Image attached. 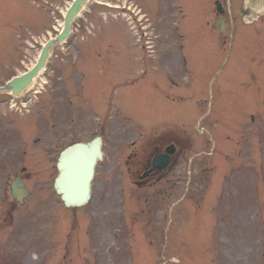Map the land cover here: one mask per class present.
<instances>
[{
	"label": "rangeland",
	"instance_id": "obj_1",
	"mask_svg": "<svg viewBox=\"0 0 264 264\" xmlns=\"http://www.w3.org/2000/svg\"><path fill=\"white\" fill-rule=\"evenodd\" d=\"M61 1L49 0L51 5H46L43 0H38L40 5H37L32 0H0L1 20L5 22L0 36L2 44H5L0 48V60L16 58V32L9 22L18 23L23 28L33 27L40 33L51 27L50 9ZM220 1H230L235 16L230 14V31L226 34V43H223L222 34L213 32V43H198L197 51L190 48L188 52L191 58L186 68L188 71L181 74L179 82L183 89L190 87L188 92H193L196 96L194 101L184 102V109L178 113V119L185 122L187 129L195 130L201 113L190 114L187 109L193 103H200L209 116L203 124L207 129L205 137L211 138L214 134L217 142L215 155L218 170L205 199L203 213L199 214L189 199L183 198L178 202L175 214L169 213L167 223L158 226L150 238L143 239L140 236L139 222H128V212L125 214L128 224L120 233V242H115L118 233L116 230L121 224L119 205L123 203L127 211L129 202V199L119 200L121 187L127 186L122 175L126 169L124 158L129 152V141L141 134L143 136L146 133L145 126L149 127L156 121L155 114L161 115L151 107L152 102H155L157 108L158 105L164 107L161 95L153 92L147 80L151 73L145 60L147 49L145 48L143 56L142 48L136 44L133 29L124 18L105 22L95 34H88L87 40L79 41L86 30H89L90 22H94L95 27L103 22L100 20L102 10L109 13L99 3H94L90 6L92 12L86 14L84 21L87 29L78 35L76 45L79 44L74 50L73 65H83L91 60L101 65L102 72L94 73L98 82L105 81V88L102 90L100 86V90L96 92L92 86L91 92L97 96L104 93L107 100L113 94L117 103L113 102L114 108H107L108 101L102 100L103 109H93L98 117L95 120L90 111L82 107L83 97H77L72 110L61 105L54 119L66 122L63 112L66 113L67 110L74 119L68 123L71 126L77 125L75 134L82 133L80 137L84 139L93 138L97 123L104 121L101 133L104 137L105 156L98 166L93 201L87 208L72 210V217L67 216L64 224L63 208L55 204L52 197L42 202L40 207H35L34 195H31L24 206L12 208L8 205L12 199L10 192L6 199L0 190V264H23L24 261L16 258L19 252V256L30 255L29 259L39 256V260H34L36 264H114L115 259L109 261L114 255L118 264H262L259 261L264 250V114L258 116L255 124L248 120L256 117V114L251 108L253 101L249 102L243 88L245 83L253 80L251 72L256 70L259 71L258 80L264 81V76L260 73L264 56V20L254 27L247 26L238 13V0ZM67 4L66 0L61 2L59 11L56 12L59 19ZM145 6L147 9L144 7L143 11L159 10L149 2H145ZM151 22L152 31L159 35L162 26L159 18L155 21L151 15ZM154 44L153 50L156 52L158 46L156 47V42ZM158 44L160 45V41ZM65 52L68 51L58 46L55 50L58 57L52 59L48 70L42 75L41 80L46 78L44 80L47 81V85H42V98L54 89L63 90L64 80L59 83L58 75L66 74L68 65L71 64V60L66 59ZM28 55L27 63L35 61L37 50ZM170 57L173 58L171 55ZM169 64L174 65V62L169 60ZM109 76L113 79V85L107 82ZM73 77L74 80L78 79V75ZM69 84L73 92L79 90L76 84ZM262 91L264 92V85ZM77 95H81V92ZM37 101L31 103L32 109L37 108ZM221 109L224 112L220 114ZM11 111L7 105L0 106V116L10 115ZM41 112H45L43 104L39 105L38 116ZM167 115L169 116L168 112ZM167 115L164 113L163 119ZM39 119L43 132L50 137L51 130L48 133V128L45 127L46 115L42 114ZM216 119L220 122L218 127ZM5 121L9 123V118ZM7 125L13 126L8 138H18L19 134L13 130L16 128L14 123ZM235 135L241 144L243 159L235 162V167H238L227 179L228 182H225L226 194L216 207V224L209 241L205 239L209 232L208 210L222 182L226 170L225 157L233 148L232 139ZM197 163L198 160L196 167ZM186 166L185 161V171ZM149 191L155 193V190ZM149 191L139 189L135 191V197L144 199ZM46 197L47 195H41V199ZM183 207L185 214L177 216ZM51 215L54 218H49ZM153 219L163 221L162 216H153ZM59 221L62 224H57ZM42 243L50 248L44 260L35 251L38 244ZM115 246L113 254L114 251H111Z\"/></svg>",
	"mask_w": 264,
	"mask_h": 264
},
{
	"label": "water",
	"instance_id": "obj_2",
	"mask_svg": "<svg viewBox=\"0 0 264 264\" xmlns=\"http://www.w3.org/2000/svg\"><path fill=\"white\" fill-rule=\"evenodd\" d=\"M84 1L85 0H77L74 7L69 11L66 17L65 30L63 31L62 34L58 36L56 40H51L48 43V45L45 47L43 51L44 54L39 64L35 67L32 73L38 72L40 67L43 65L45 61V57L49 51V48L52 47L54 42L61 41L67 36L69 32L70 21L75 15V13L79 10L81 4ZM25 80H26L25 77H23L19 80V85L16 86V83H13L11 85L14 87V90H17L21 87V85L25 83ZM98 141L99 139L96 140V144L94 145L93 149L92 146L86 147V145H84L80 149H76L75 154L77 155H73L71 158L72 174L69 177L70 181L72 182L71 189H67L65 191V200L70 205H80L86 202L88 199L89 190H90V181L92 179L96 158L101 156L100 144ZM14 195L18 196L16 190H14Z\"/></svg>",
	"mask_w": 264,
	"mask_h": 264
},
{
	"label": "flooded vegetation",
	"instance_id": "obj_3",
	"mask_svg": "<svg viewBox=\"0 0 264 264\" xmlns=\"http://www.w3.org/2000/svg\"><path fill=\"white\" fill-rule=\"evenodd\" d=\"M38 143H43L46 144V146H50L49 149H46L45 152L49 153L48 157H49V165H48V169L46 168V166L44 164H42L39 161L35 162V170H34V174L33 176L36 177H40L41 175H43L45 172L48 173V179H49V183H48V188L52 189L54 191V186L51 185V178L54 177L55 172H57L56 169V161L59 155V147L63 144V142L61 143H54L51 141H46V140H37ZM37 151H39L40 149H36ZM58 151V152H57ZM29 178H32V175H27ZM141 176V175H140ZM54 180V178H53ZM45 188H40V190H44Z\"/></svg>",
	"mask_w": 264,
	"mask_h": 264
}]
</instances>
